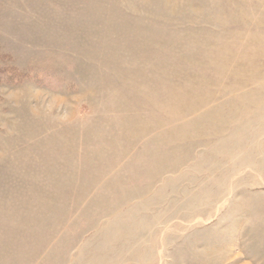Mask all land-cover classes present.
<instances>
[{"label": "rangeland", "instance_id": "1", "mask_svg": "<svg viewBox=\"0 0 264 264\" xmlns=\"http://www.w3.org/2000/svg\"><path fill=\"white\" fill-rule=\"evenodd\" d=\"M0 264H264V0H0Z\"/></svg>", "mask_w": 264, "mask_h": 264}]
</instances>
